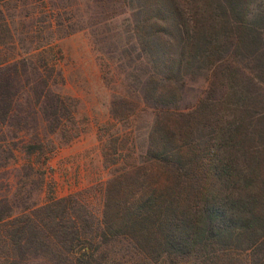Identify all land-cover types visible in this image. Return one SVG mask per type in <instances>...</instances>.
Here are the masks:
<instances>
[{
	"label": "trees",
	"instance_id": "trees-1",
	"mask_svg": "<svg viewBox=\"0 0 264 264\" xmlns=\"http://www.w3.org/2000/svg\"><path fill=\"white\" fill-rule=\"evenodd\" d=\"M7 1L0 0V168L23 152L25 170L44 179L52 154L80 135L76 105L56 88L64 82L58 18L47 13L57 6L26 0L30 18L46 15L49 30L21 37ZM121 7L133 11L126 32L140 56L128 54L124 73L137 72L136 87L114 93L111 114L149 120L142 151L108 182L97 225L79 222L73 196L15 212L0 194V264H102L97 252L123 236L147 253L222 260L239 250L248 264H264V0ZM19 40L32 47L22 50ZM203 72L205 92L183 109L187 81ZM116 144L105 143L106 160L117 162Z\"/></svg>",
	"mask_w": 264,
	"mask_h": 264
},
{
	"label": "rangeland",
	"instance_id": "rangeland-1",
	"mask_svg": "<svg viewBox=\"0 0 264 264\" xmlns=\"http://www.w3.org/2000/svg\"><path fill=\"white\" fill-rule=\"evenodd\" d=\"M25 1L9 0L4 6L17 35L22 37L28 30H49L46 15L40 13L30 18L32 9H27ZM48 1L57 6L48 9L47 15L58 18L55 41L64 76V82L56 88L76 105L80 135L61 144L52 154L44 179L25 170L23 164L28 157L20 152L18 164L12 162L0 168V194L9 195L15 212L52 198L73 196L79 222L84 217L97 225L102 219L108 182L131 162L132 155H139L148 130L147 119L123 122L111 114L114 93L127 91L128 84L131 91L136 87L137 72H130L128 79L124 73V66L128 67L133 60L128 54L132 53L134 59L140 56L133 41L128 42L126 32L134 28L133 11H124L127 9L121 7L123 0ZM114 4L120 5L113 9ZM59 23L63 25L58 27ZM19 42L22 50L32 47ZM207 76L205 72L198 73L187 81L181 102L183 109L194 106L203 95ZM108 141L123 150L116 155L117 162L113 161L115 157L105 159L104 145ZM96 258L102 264H248L247 252L239 250H226L222 260L199 255L193 258L155 248L147 253L139 249L131 236L104 244Z\"/></svg>",
	"mask_w": 264,
	"mask_h": 264
}]
</instances>
